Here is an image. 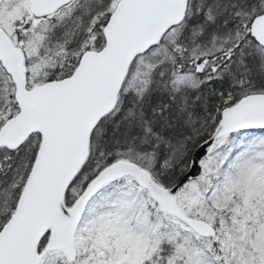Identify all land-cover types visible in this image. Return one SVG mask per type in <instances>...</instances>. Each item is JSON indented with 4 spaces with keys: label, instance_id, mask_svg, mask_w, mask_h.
Wrapping results in <instances>:
<instances>
[{
    "label": "snow or ice",
    "instance_id": "6c2138e0",
    "mask_svg": "<svg viewBox=\"0 0 264 264\" xmlns=\"http://www.w3.org/2000/svg\"><path fill=\"white\" fill-rule=\"evenodd\" d=\"M0 264H264V0H0Z\"/></svg>",
    "mask_w": 264,
    "mask_h": 264
}]
</instances>
